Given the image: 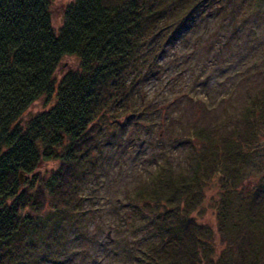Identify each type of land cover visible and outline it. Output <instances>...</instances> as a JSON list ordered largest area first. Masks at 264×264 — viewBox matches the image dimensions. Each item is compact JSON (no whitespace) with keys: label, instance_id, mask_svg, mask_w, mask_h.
I'll use <instances>...</instances> for the list:
<instances>
[{"label":"trees","instance_id":"1","mask_svg":"<svg viewBox=\"0 0 264 264\" xmlns=\"http://www.w3.org/2000/svg\"><path fill=\"white\" fill-rule=\"evenodd\" d=\"M54 1L0 0V264H29L66 224L84 235L78 182L96 175L94 153L120 115H139L133 91L146 43L173 29L168 45L195 2L212 0H179L172 13V0H72L59 28ZM68 57L76 67L58 77ZM40 98L50 107L25 120ZM248 100L224 133L189 127L197 146L187 167L158 165L127 199L147 209L156 236L149 251L135 249L142 264H264V175H247L254 158L264 162V88ZM49 161L57 167L42 172ZM211 187L216 227L193 217Z\"/></svg>","mask_w":264,"mask_h":264},{"label":"rangeland","instance_id":"2","mask_svg":"<svg viewBox=\"0 0 264 264\" xmlns=\"http://www.w3.org/2000/svg\"><path fill=\"white\" fill-rule=\"evenodd\" d=\"M70 1L53 3L57 28ZM178 2L172 0L166 11ZM190 12V21L168 45L173 29L153 34L146 43L133 91L139 115H120L115 128L99 141L101 151L94 153L96 175L78 182L84 212L79 227L84 235L66 224L62 233L54 232L49 244L31 255L29 264H142L145 257L135 258V249L149 251L156 236L146 222L147 209H133L127 199L155 177L158 165L169 164L175 172L187 167L197 146L189 127H218L224 133L237 122L248 99L264 88V0L197 1ZM75 67L74 58L68 57L57 76ZM49 107L40 98L23 118ZM257 138L264 146V134ZM260 163L264 165L258 157L250 163L247 175L254 182L264 175ZM56 167L57 162L49 161L40 170ZM251 183L245 182L247 189ZM217 199V189L211 187L193 217L216 227ZM222 241L216 236V244Z\"/></svg>","mask_w":264,"mask_h":264},{"label":"bare ground","instance_id":"3","mask_svg":"<svg viewBox=\"0 0 264 264\" xmlns=\"http://www.w3.org/2000/svg\"><path fill=\"white\" fill-rule=\"evenodd\" d=\"M23 175H21V177H22Z\"/></svg>","mask_w":264,"mask_h":264}]
</instances>
